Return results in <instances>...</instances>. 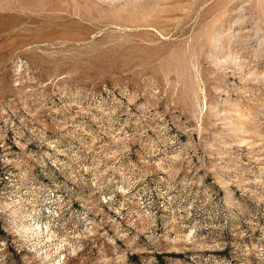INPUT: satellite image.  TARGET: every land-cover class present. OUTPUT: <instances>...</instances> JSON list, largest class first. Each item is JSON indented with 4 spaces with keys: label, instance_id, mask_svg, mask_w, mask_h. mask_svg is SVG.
<instances>
[{
    "label": "rangeland",
    "instance_id": "rangeland-1",
    "mask_svg": "<svg viewBox=\"0 0 264 264\" xmlns=\"http://www.w3.org/2000/svg\"><path fill=\"white\" fill-rule=\"evenodd\" d=\"M0 264H264V0H0Z\"/></svg>",
    "mask_w": 264,
    "mask_h": 264
},
{
    "label": "bare ground",
    "instance_id": "bare-ground-1",
    "mask_svg": "<svg viewBox=\"0 0 264 264\" xmlns=\"http://www.w3.org/2000/svg\"><path fill=\"white\" fill-rule=\"evenodd\" d=\"M34 226H35V228H34V230H36V229H39V227L41 226L38 222H35L34 223ZM43 228H46V226H43Z\"/></svg>",
    "mask_w": 264,
    "mask_h": 264
}]
</instances>
